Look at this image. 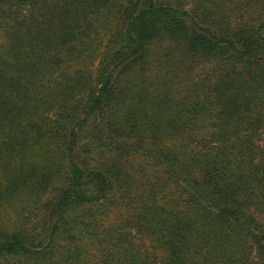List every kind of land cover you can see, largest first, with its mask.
I'll return each mask as SVG.
<instances>
[{
    "label": "trees",
    "instance_id": "obj_1",
    "mask_svg": "<svg viewBox=\"0 0 264 264\" xmlns=\"http://www.w3.org/2000/svg\"><path fill=\"white\" fill-rule=\"evenodd\" d=\"M0 264H264V0H0Z\"/></svg>",
    "mask_w": 264,
    "mask_h": 264
}]
</instances>
